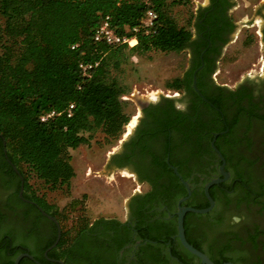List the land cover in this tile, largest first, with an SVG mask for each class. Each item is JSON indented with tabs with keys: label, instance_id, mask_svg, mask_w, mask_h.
<instances>
[{
	"label": "flooded vegetation",
	"instance_id": "af4514ba",
	"mask_svg": "<svg viewBox=\"0 0 264 264\" xmlns=\"http://www.w3.org/2000/svg\"><path fill=\"white\" fill-rule=\"evenodd\" d=\"M233 3L208 0L198 6L187 28L184 87L141 102L134 125L111 153L107 167L136 186L122 218L89 221L86 214L71 213L66 226L53 204L40 205L24 192V178L7 159L0 136V264H14L20 253L32 258L24 256L19 264H201L176 237V213L179 205L207 207L205 183L223 177L211 145L215 133L229 176L209 188L210 211L185 213L186 239L214 263L264 264V50L252 76L231 85L215 79L226 47L240 34ZM258 15L264 46L262 10ZM172 167L189 184L190 195Z\"/></svg>",
	"mask_w": 264,
	"mask_h": 264
},
{
	"label": "trees",
	"instance_id": "16d2710c",
	"mask_svg": "<svg viewBox=\"0 0 264 264\" xmlns=\"http://www.w3.org/2000/svg\"><path fill=\"white\" fill-rule=\"evenodd\" d=\"M173 1L0 0V136L7 159L24 178V192L40 205L45 201L25 170L51 189L68 187L74 176L70 149L87 143L96 130L108 138L122 134L129 121L121 100L126 89L111 71L119 68L124 50L180 52L189 44L191 32L168 11ZM147 9L157 12V22L147 33L140 29L135 47L93 41L103 16L109 15L111 26L123 34L140 25ZM94 61L98 65L90 78H83L79 63ZM184 84L176 77L168 86ZM70 103L75 108L67 117L62 111ZM50 110L61 114L41 122V114ZM171 252L180 256L174 247Z\"/></svg>",
	"mask_w": 264,
	"mask_h": 264
},
{
	"label": "rangeland",
	"instance_id": "374dc122",
	"mask_svg": "<svg viewBox=\"0 0 264 264\" xmlns=\"http://www.w3.org/2000/svg\"><path fill=\"white\" fill-rule=\"evenodd\" d=\"M207 2L208 0H175L168 6V11L180 26L190 29L194 11ZM233 2V15L240 34L235 42H230L226 47L215 75L216 82L226 85L236 84L255 74L258 62L261 66L260 57L264 50L261 38L263 21L258 15V10L264 13V0ZM2 21L0 16V23ZM188 58L185 49L180 52L124 50L119 68H111V75L126 89L121 100L129 116V129L136 121L135 116L141 102L172 89L168 83L183 74L188 66ZM122 136L120 134L117 138H108L102 131L96 130L87 143L70 149L74 176L68 187L51 189L25 170L35 194L61 211V219L66 226L71 213L78 216L86 214L88 217L85 219L89 221L99 215L114 214L123 217L126 201L136 186L130 178L121 177L119 171L107 167L109 157L120 145ZM2 194L0 191V196ZM85 219L82 218L83 221Z\"/></svg>",
	"mask_w": 264,
	"mask_h": 264
},
{
	"label": "built area",
	"instance_id": "2783aa9c",
	"mask_svg": "<svg viewBox=\"0 0 264 264\" xmlns=\"http://www.w3.org/2000/svg\"><path fill=\"white\" fill-rule=\"evenodd\" d=\"M158 14L153 9H147L144 17L141 19V23L138 26L128 28L126 33L119 34L115 31V29L111 26L110 23V16L105 15L101 19L100 23L94 29L93 32V41L95 43H104L107 46H120L126 45L128 48H133L137 45V33L140 29H143L145 33L150 31L152 28L155 27L157 22ZM77 45H72L71 47L74 48ZM98 65V61L94 62H80L79 63V70L83 78H90L92 70ZM80 88V85L78 86ZM75 108L74 103L68 104V106L62 111L65 113L67 117H71L73 115ZM61 114L56 110H50L46 113L41 114L40 121L46 122L49 119ZM130 123H126L124 126V130L122 132L125 135L128 126Z\"/></svg>",
	"mask_w": 264,
	"mask_h": 264
},
{
	"label": "water",
	"instance_id": "95a60500",
	"mask_svg": "<svg viewBox=\"0 0 264 264\" xmlns=\"http://www.w3.org/2000/svg\"><path fill=\"white\" fill-rule=\"evenodd\" d=\"M195 92L197 94H199L201 96V93L199 92L198 88L196 87V83H195V77H193V84H192ZM218 135V133L214 134V137L211 141V145L213 147V149L216 151L218 158L222 161L221 165L219 166V172L223 175V177H213L211 178L207 183H205L204 185V193L209 201V205L207 207L204 208H196V207H191V206H178V211H177V232H176V237L179 240L181 246L186 249L188 252H190L191 254H193L195 257H197L201 264H215L214 262H212L207 255L200 251L199 249L195 248L192 244H190L185 236V230H184V215L187 212H193V213H206L208 211L211 210L212 206H213V199L211 198L210 194H209V188L214 185V184H218L223 180H226L229 176L228 172L224 171L223 166H224V157L223 155L220 153V151L215 147L214 145V141L216 139V136ZM172 169L174 170V172L177 174V176L180 178V181L183 183V185L186 187L187 189V193L188 195H190V188H189V184L187 183V181H185L184 179H182V177L177 173V170L175 167H172ZM23 191V178L21 177V184H20V191L19 194L21 195ZM187 197L182 198L180 201L186 199ZM58 240V239H57ZM57 242V241H56ZM56 242L53 244L55 245ZM52 245V246H53ZM24 256H28L31 257V255H29L28 253H20L14 260V264H19V261L21 260L22 257ZM220 264H234L232 262H223Z\"/></svg>",
	"mask_w": 264,
	"mask_h": 264
},
{
	"label": "bare ground",
	"instance_id": "6f19581e",
	"mask_svg": "<svg viewBox=\"0 0 264 264\" xmlns=\"http://www.w3.org/2000/svg\"><path fill=\"white\" fill-rule=\"evenodd\" d=\"M129 128V127H128Z\"/></svg>",
	"mask_w": 264,
	"mask_h": 264
}]
</instances>
